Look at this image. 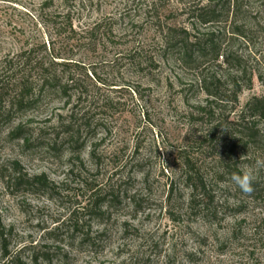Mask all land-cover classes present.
Instances as JSON below:
<instances>
[{"label":"rangeland","instance_id":"obj_1","mask_svg":"<svg viewBox=\"0 0 264 264\" xmlns=\"http://www.w3.org/2000/svg\"><path fill=\"white\" fill-rule=\"evenodd\" d=\"M47 1L0 0V56L50 43L60 62L72 63L69 71L81 78L88 99H46L16 118L15 126L28 130L29 147L8 137V129L1 133L0 264L8 262L4 253L16 264H264V156L237 149L233 157L240 171H252L259 195L239 192L223 177L221 137L211 145L200 139L209 127L197 109L206 100L201 74L174 56L161 58L157 25L193 36L225 33L223 49L245 57L256 75L237 110L227 109L235 122L252 98L264 95L258 78H264V0H238L228 23L207 28L190 24L188 11L230 0H156V16L151 0H70L75 35L51 29L47 16L61 0L49 9ZM238 26L252 44L233 36ZM222 62L209 63L208 74L229 82ZM74 108L77 115L88 108L93 126L80 150L60 128ZM259 128L264 133L263 123ZM184 149L209 191L208 211L191 210L178 156ZM13 164L31 177L46 175L52 191L17 188ZM91 186L115 197L102 220L81 212Z\"/></svg>","mask_w":264,"mask_h":264},{"label":"trees","instance_id":"obj_2","mask_svg":"<svg viewBox=\"0 0 264 264\" xmlns=\"http://www.w3.org/2000/svg\"><path fill=\"white\" fill-rule=\"evenodd\" d=\"M53 1L49 0L43 6L49 9L54 5ZM69 2L70 0H61L60 8L57 12L48 15L47 20L50 21L52 30L57 32L63 29L75 35L72 11L67 6ZM155 2L156 0H151L150 13L156 16L153 8ZM237 10L238 0H230L228 5L222 7L210 3L198 6L194 10L190 9L188 22L205 28L228 23ZM58 20L62 21L58 22ZM157 25L160 34L158 45L162 52L161 58H166V55L174 56L182 66L197 70L201 74L200 90L206 100L205 104L198 106L197 109L199 115L209 119V127L207 133L200 139L211 145L221 137V142L227 151L223 156V177L231 179L233 174L240 172L239 164L234 162L233 158L237 149L244 156L251 150L264 156V133L259 128L260 124H264V95L252 98L241 110L235 122H230V117L227 115V109L229 114L237 110L240 95L244 90L252 88L256 74L249 68L245 57L238 52L223 49L225 33L209 32L193 36L163 27L160 22H157ZM232 34L242 38L247 44L253 43L244 26L235 27ZM49 48L50 43L29 45L13 57L0 56V135L8 129L7 131H10L8 137L13 141L24 142L28 147L30 146L28 130L23 123L15 126L16 118L19 119L36 110L46 99L60 97L72 101L74 98L77 103L88 99L81 78H74L69 71L72 63L60 62L63 58L51 53ZM136 55L135 53L129 58L128 62L131 66H134L138 60ZM220 59L223 60L221 65L230 72L229 82L221 76L208 74L207 65L212 62L218 63ZM65 73L67 77L63 75ZM85 76L88 77V74ZM258 78L264 85V78L261 75ZM105 102L106 106L112 107L111 100L106 99ZM75 112V108L71 110L70 118L65 123H61L60 128L63 129L68 143H75L76 148L80 147V150L85 145V142H80L82 134L90 135L93 126L88 108L83 109L81 115ZM186 151L180 150L178 156L181 160L185 184L192 190L189 203L191 210H199L202 207L203 211H208L211 203L209 191ZM91 157L94 159V152L91 153ZM13 173L16 175L13 182L17 188L31 192H51L53 189L52 183L44 174L31 177L24 173L18 164H13ZM252 187L251 194L246 195L251 197L259 195L261 192L259 184L252 181ZM236 188L241 192L237 186ZM89 191L90 195L81 212L92 219L102 220L108 209L112 207L115 197L113 193L96 186H91ZM70 221H74V230L78 231V221L73 217ZM2 235L0 237L3 240ZM89 239L86 235L82 244L89 243ZM3 259H8L6 264L17 263L9 259L7 253H4Z\"/></svg>","mask_w":264,"mask_h":264},{"label":"clouds","instance_id":"obj_3","mask_svg":"<svg viewBox=\"0 0 264 264\" xmlns=\"http://www.w3.org/2000/svg\"><path fill=\"white\" fill-rule=\"evenodd\" d=\"M231 181L244 194H251V192L253 191V173L250 169H243L239 173L233 174L231 176Z\"/></svg>","mask_w":264,"mask_h":264}]
</instances>
